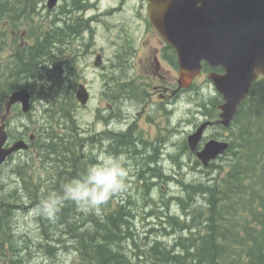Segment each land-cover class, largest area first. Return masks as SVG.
Masks as SVG:
<instances>
[{
	"label": "trees",
	"instance_id": "1",
	"mask_svg": "<svg viewBox=\"0 0 264 264\" xmlns=\"http://www.w3.org/2000/svg\"><path fill=\"white\" fill-rule=\"evenodd\" d=\"M43 1L0 0V113L9 95L22 87L32 93L33 105L27 114L30 119L34 102L42 103V115L31 129L37 139L40 166L47 176L42 178L40 167L38 173L32 171L38 164L31 152L10 169L25 184L34 209L48 196H59L66 183L82 177L94 163L93 150H86L82 157L77 135V79L63 66L65 62L57 59L64 53L65 29H51L48 14L40 12ZM20 27L31 41L24 40L22 34L16 36ZM6 37L13 38L16 48L10 63L4 65L1 52L8 44ZM211 69L204 63V73ZM128 86V82L119 81V92ZM221 102L217 93L208 102L199 100V105L217 118ZM12 112L21 115L17 105ZM219 127L211 136L224 138L229 146L205 166L207 180L189 182L167 174L166 182L175 181L182 191L165 195L163 189H150L148 180L143 179L147 176L137 175L146 181L142 187L139 185L135 192L127 188L114 197L115 204L111 199L102 206L99 216L82 212L70 201L65 202L55 221L37 215L40 234L34 238L38 241L14 229L13 200L19 199L18 190L0 192V264H40L35 263L36 253L54 259L60 247L74 253L77 264H264V76L254 81L231 125ZM9 132L12 137L19 135ZM183 150L192 155L185 140ZM195 161L202 164L197 157ZM129 181L128 177L127 185ZM134 196L143 201L145 217L157 220L149 230L157 237L140 238L134 231L139 213V200ZM174 204L181 213L174 210Z\"/></svg>",
	"mask_w": 264,
	"mask_h": 264
},
{
	"label": "flooded vegetation",
	"instance_id": "2",
	"mask_svg": "<svg viewBox=\"0 0 264 264\" xmlns=\"http://www.w3.org/2000/svg\"><path fill=\"white\" fill-rule=\"evenodd\" d=\"M100 1L102 0H58L55 7L48 9L51 29L56 30V27L65 29L63 54L72 53L73 60L70 58L64 62L67 70L71 73L73 67L71 61H76L77 56L86 52V33L91 29L92 22L99 20L97 15H88V12H99L101 10ZM126 4V0H123L119 6L106 8L105 13L108 12L112 15L119 9L123 10ZM136 5L139 6L137 17L133 18L136 29L131 28L133 31L130 32V30H126L127 26H123L124 34L119 36L123 39L124 44L117 50L114 56L115 62L112 64V68L117 66L123 71L132 64L134 72L126 73L128 80L117 76L109 78V85L104 87L95 114L96 122L84 127L76 119V122L79 123L77 135L81 141L82 157H85L86 150H93L94 162L98 156L104 153L123 155L130 165L129 174L147 176L143 179L148 180L150 188L153 184L151 189L156 190L165 175L178 173V169L183 166L181 159L187 152L183 150V140L176 139L177 135L182 133L184 121L180 104L184 94L195 91V88L194 86L180 87L176 49L152 26L148 13V0H137ZM122 23L126 22L122 21ZM99 54L101 53L98 52L96 58ZM134 61L141 62L144 69L137 70L138 66ZM165 64H169L172 70L167 69ZM99 67H104L103 54H101ZM174 71H177L178 75ZM119 81H126L130 84L126 91L119 92ZM15 105L21 108L19 103ZM79 105L82 104L79 103ZM12 114L11 111L10 116ZM219 114L220 111L217 118H212L201 105L191 110L190 118L187 121L190 122L191 127L189 134L196 131L203 122H213L206 126L198 149H201L207 140L215 138L211 136L210 129L213 128L217 131L220 128ZM21 115L26 114L21 110ZM10 116L6 119L9 135V142L6 146H10L15 140L24 139L28 142L29 147L18 151L20 152L19 156L21 152L22 155L32 152L31 154L34 156L37 151V139L34 133L29 132L25 126L20 130L23 131L21 135L12 137L10 129H8ZM185 141L188 143L187 139ZM190 151L192 154L190 157H194V152L195 155L197 153L192 149ZM18 152L11 155L2 166L14 158ZM179 159L181 160L180 164L178 163ZM24 187L25 184H23Z\"/></svg>",
	"mask_w": 264,
	"mask_h": 264
},
{
	"label": "water",
	"instance_id": "3",
	"mask_svg": "<svg viewBox=\"0 0 264 264\" xmlns=\"http://www.w3.org/2000/svg\"><path fill=\"white\" fill-rule=\"evenodd\" d=\"M57 3L47 0L46 5L51 9ZM148 13L153 27L176 49L180 87H191L202 74L204 63L213 68L207 78L222 96L218 122L229 127L249 97L254 81L264 76V0H148ZM94 63L101 65V54ZM76 96L82 105L88 103L90 92L84 83L79 84ZM17 103L23 113L31 111L32 93L28 87L14 90L5 102L6 113L0 122V167L11 155L29 147L24 139L6 146V119ZM209 123L213 122H203L187 137L190 148L197 151L205 166L229 146L227 140L211 138L198 149Z\"/></svg>",
	"mask_w": 264,
	"mask_h": 264
},
{
	"label": "rangeland",
	"instance_id": "4",
	"mask_svg": "<svg viewBox=\"0 0 264 264\" xmlns=\"http://www.w3.org/2000/svg\"><path fill=\"white\" fill-rule=\"evenodd\" d=\"M123 0H102L100 1V7L102 12H94L89 11L88 15H97V18L99 20L92 22L91 29L88 30L86 33V52L79 57L77 56L76 61L73 62L72 67V75L77 79L76 80V88L77 85L80 82H83L87 85V88L90 92L91 99L87 103L86 106L79 105L77 106V110H75V116L77 117V120L84 126L87 127L92 122H96V111L98 108V105L100 104V98L102 95V92L104 91V87L108 86V80L112 76H117L122 79L128 80V76L126 73L134 72V67L132 64L128 66V68H125L124 71L121 70L119 67L115 66L116 68H112L113 62H115V54L117 50L124 44L122 41L123 39L119 36L121 34H124V31L122 30L123 26H127L126 30L133 31L132 29L135 28V21H133V18L137 17V9L139 6H137V0H126V6L123 10L119 9L116 11V13H105L106 8L110 6H119L120 2ZM47 0L43 1V7L41 8L40 12L42 14H48L49 10L46 6ZM122 21H125L126 23H122ZM132 28V29H131ZM9 32L8 28H6ZM125 30V31H126ZM6 31V35H7ZM15 34V33H14ZM20 34L23 35L24 40L31 41V38L26 36V31L23 27H20L16 31V36H19ZM23 40V41H24ZM6 41L8 44L5 46L3 51L1 52V58L4 62V65L10 63L11 57L13 53H15V48L13 42V38L6 37ZM79 44V42H76ZM103 54V65L104 67L100 68L94 64L95 58L97 53ZM72 53L69 55L61 54L58 56V61H67V60H73L71 57ZM75 62V63H74ZM135 64L138 66L137 70H143V65L139 61H134ZM63 66H66L64 64ZM167 69L172 70V67L169 64H165ZM48 76L51 73L50 68L48 67ZM176 75H178L177 71H174ZM124 74V75H123ZM123 75V76H119ZM26 81L31 82V79H27ZM194 88L195 91H189L188 93L184 94L182 98V102L180 104L181 109V115L184 121L182 125V133L178 134L176 139L177 140H184L187 139V136L189 135V132L191 131L190 122H187L191 115V110L195 108L196 106L199 107V100H203L208 102L209 98L214 97L217 95V91L212 84V82L207 78V72L203 73L201 76L196 78L194 82ZM123 98V97H122ZM126 98V97H124ZM198 102V104H197ZM34 108L32 110L33 118L30 119L27 114L26 115H20L18 112H14L10 117V123L8 129L11 130L12 133L15 135H20V130H22L25 126H29L30 129H28L29 132H33V127L35 126L34 122L41 117L42 112V103L40 100H36L34 102ZM6 107H3L2 112L0 113V120L1 117L5 114ZM32 127V129H31ZM28 128V127H27ZM26 128V129H27ZM210 133L215 134L219 129L216 131V129H210ZM34 133V132H33ZM38 151L35 152L36 156V163L38 165H35L32 168V171H35L38 173V168H41L42 171V178H45L47 176V173H45L41 162L38 159ZM184 152V151H183ZM32 153V152H31ZM30 153V154H31ZM20 152L16 154V156L10 161L2 166L0 168V192H7L12 190H18L17 197L19 199L13 200L14 204H16V209L14 213L13 223L14 229L18 234L24 235L27 238L33 239L35 241H38V239H35L40 234V222H38L37 219V209H34L32 207L33 205L26 199L28 198L27 191L24 190L22 180L20 179L19 175L14 176L13 173L10 172V169L13 165L16 163H19L21 161H24L28 157L27 154L19 156ZM191 155L189 153L183 154L182 156V162L183 166L178 169V173H171L173 176H178V178L185 179L187 181H194V180H207L209 175L207 174L204 164H197L196 165V155L194 154V157H190ZM180 160V159H179ZM180 160V161H181ZM202 163V162H201ZM40 171V170H39ZM129 182L127 185V188L130 190H133L135 192L137 187L140 189L143 185V180L139 179L137 175L130 174L129 176ZM151 180V179H150ZM146 182V181H145ZM152 182V181H151ZM21 184V185H20ZM45 185V184H44ZM140 185V187H139ZM153 187V184L151 185V188ZM159 188H162L165 191V195L169 194H179L182 191V187L178 185L175 181L172 182H166V179H161L160 184L158 185ZM23 188V189H22ZM150 188V189H151ZM152 189V191L159 192L160 189ZM139 200V213L136 215V218L134 219V231L138 233V236L140 238H143L145 235L157 237V234H154L150 232L149 230L154 225H157V220L152 219L151 217H145V212H143L142 204L143 201L138 196H134ZM160 193L156 195V198L159 199ZM113 203L115 204V199H112ZM32 205V206H31ZM174 210H176L178 213H181L179 207L177 204L173 205ZM35 237V238H34ZM64 238H66V242L68 240V237L64 235ZM149 240V239H148ZM36 256L38 257V260H35V263L40 264H77V256L72 253L69 249L60 247L58 249V253L55 255L54 259L46 258L42 253L38 254L36 253Z\"/></svg>",
	"mask_w": 264,
	"mask_h": 264
},
{
	"label": "clouds",
	"instance_id": "5",
	"mask_svg": "<svg viewBox=\"0 0 264 264\" xmlns=\"http://www.w3.org/2000/svg\"><path fill=\"white\" fill-rule=\"evenodd\" d=\"M130 165L126 157L104 153L86 169L82 177L66 183L62 193L40 201L37 215L55 221L64 207L71 202L84 213L100 215L102 206L127 189Z\"/></svg>",
	"mask_w": 264,
	"mask_h": 264
}]
</instances>
